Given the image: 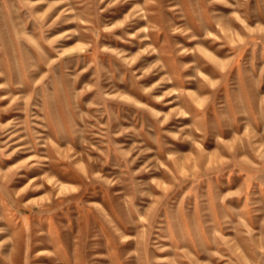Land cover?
<instances>
[{"label":"rangeland","instance_id":"1","mask_svg":"<svg viewBox=\"0 0 264 264\" xmlns=\"http://www.w3.org/2000/svg\"><path fill=\"white\" fill-rule=\"evenodd\" d=\"M0 264H264V0H0Z\"/></svg>","mask_w":264,"mask_h":264}]
</instances>
